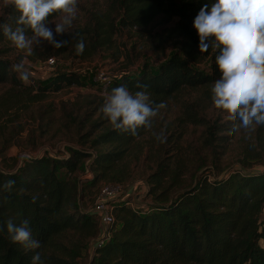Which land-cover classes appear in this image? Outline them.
Segmentation results:
<instances>
[{
	"label": "trees",
	"instance_id": "trees-1",
	"mask_svg": "<svg viewBox=\"0 0 264 264\" xmlns=\"http://www.w3.org/2000/svg\"><path fill=\"white\" fill-rule=\"evenodd\" d=\"M207 2L112 0L108 11L95 14L69 39L60 41L67 40L70 52L87 60L102 49H114L115 35L121 28H146L159 15L166 21L177 17L174 25L156 32L162 47L174 44L158 67L145 64L138 71H122L108 77L105 89L104 81L92 82L104 96L121 84L132 92L145 85L154 103L165 102L185 89L210 92L220 75L215 64L218 49L200 52L193 27L195 15ZM19 14L9 2L0 13V23L15 28ZM48 20L53 21L51 16ZM26 33L30 36L31 30L26 29ZM76 34L85 42L80 53L75 48ZM0 44L4 45L0 46V84L9 85L0 96V128L11 109L28 108L50 94L83 84L77 71L55 72L42 83L26 84L13 70L8 58L11 42L2 33ZM64 51L56 48V54ZM205 60L208 67L197 69ZM105 122L92 121L93 131L82 133L75 146L30 156L22 162L14 159L9 168L0 167V185L14 181L10 189L0 188V264H31L34 251L41 252L44 264H82L84 251L100 234L97 216L80 209L82 175H92L87 179L88 188L99 182L126 181L127 157L153 126V122L150 128L141 126L133 135ZM215 129V125H208L209 136L215 137ZM254 141L245 148L246 160L261 159L264 125L256 126ZM7 159L0 150V162L5 164ZM182 170V164H158L148 178L151 193L161 190L151 211H139L124 201L116 203L110 235L104 244L95 246L89 264H264V166L260 170H234L214 179L200 176L194 184L169 193L177 186ZM168 176L174 185L165 187ZM9 219L16 224L29 219L32 237L41 242V248L29 250L12 242L4 227Z\"/></svg>",
	"mask_w": 264,
	"mask_h": 264
},
{
	"label": "rangeland",
	"instance_id": "rangeland-1",
	"mask_svg": "<svg viewBox=\"0 0 264 264\" xmlns=\"http://www.w3.org/2000/svg\"><path fill=\"white\" fill-rule=\"evenodd\" d=\"M111 1L77 0L76 18L68 32L57 35L54 20L48 24L53 29L54 39L70 38L76 28L87 24L95 14L108 11ZM9 2L11 0H0V13ZM177 19L174 17L167 22L163 15H159L146 28H121L115 35L114 49H102L87 60L74 56L70 47H66L67 40L60 47L65 49L61 54H56V47L43 40L33 44L31 51L17 49L10 44L8 58L12 65L23 59L30 73L29 80L24 83H42L55 72L77 71L83 84L50 94L44 101L28 108L10 110L0 128V150L4 151L8 162H0V167L9 168L14 165V159L22 162L30 156L48 151L57 153L66 146H75L82 133L93 131L92 121L105 119L107 125L109 122L100 110L102 98H105L103 90L92 82L95 73L101 70L112 77L122 71H138L145 64L155 69L174 49L172 42L167 48L162 47L156 40V32L174 25ZM56 20L59 22L60 17ZM49 57L57 59L55 66L44 65ZM208 65L205 60L196 68L202 70ZM8 87L0 84V96ZM164 105L152 118V128L138 140L128 155L129 177L119 184L123 199L131 201L134 208L147 212L156 205V196L161 190L151 193L148 178L156 172L161 162L183 165L177 186L169 176L164 180L165 187L174 185L169 192L171 194L194 184L200 176L214 179L234 170L263 168L264 152H259L262 154L260 160L245 159V148L248 144H255L257 125L236 132L227 130L235 118L214 104L211 91L185 89L165 101ZM209 124L217 129L213 134L215 137L207 132ZM219 126L223 130L219 131ZM154 134H161L162 141L157 140ZM89 177H92L90 173L82 175L80 205L84 212L89 207L91 209L104 184H113L99 182L88 188ZM90 255L91 251L86 249L81 263L89 264Z\"/></svg>",
	"mask_w": 264,
	"mask_h": 264
},
{
	"label": "clouds",
	"instance_id": "clouds-1",
	"mask_svg": "<svg viewBox=\"0 0 264 264\" xmlns=\"http://www.w3.org/2000/svg\"><path fill=\"white\" fill-rule=\"evenodd\" d=\"M11 3L20 13L16 27L0 23V33L14 47L31 51L32 45L41 40L56 48L67 43L54 39L48 18L54 20L57 35L68 32L76 18L77 0H11ZM55 16L60 17L59 22ZM193 27L200 52L218 49L215 64L220 75L213 82L211 93L214 104L235 118L231 130L264 125V0H208L195 15ZM26 29L31 30L30 36ZM77 37L78 34L75 48L80 53L85 42ZM12 67L22 81L29 80L23 59ZM164 106L163 101L150 100L145 85L132 92L121 84L105 96L100 110L116 129L135 135L141 126L150 128L152 118ZM154 135L162 141L161 134ZM13 184L9 180L0 188L10 189ZM4 227L12 242L29 250L41 248V242L32 237L29 219L19 224L9 219ZM31 264H44L40 251H34Z\"/></svg>",
	"mask_w": 264,
	"mask_h": 264
},
{
	"label": "built area",
	"instance_id": "built-area-1",
	"mask_svg": "<svg viewBox=\"0 0 264 264\" xmlns=\"http://www.w3.org/2000/svg\"><path fill=\"white\" fill-rule=\"evenodd\" d=\"M56 63L57 59L49 57L44 65L53 67ZM94 81H104L103 89L110 83L108 76L101 70L95 73ZM120 201H124L125 204L133 207L131 201L123 199V190L119 184H104L90 209V212L97 216L100 223V234L94 239L95 246L104 244L105 239L110 235V227L115 221L114 208L116 203Z\"/></svg>",
	"mask_w": 264,
	"mask_h": 264
},
{
	"label": "crops",
	"instance_id": "crops-1",
	"mask_svg": "<svg viewBox=\"0 0 264 264\" xmlns=\"http://www.w3.org/2000/svg\"><path fill=\"white\" fill-rule=\"evenodd\" d=\"M80 209H81V205H80ZM82 210V209H81ZM87 213H89L90 212V207H89V210H87L86 211ZM94 248H95V242H94V240L93 241H91V243H90V246H89V250L91 251V255L90 256H92V254L94 253Z\"/></svg>",
	"mask_w": 264,
	"mask_h": 264
}]
</instances>
